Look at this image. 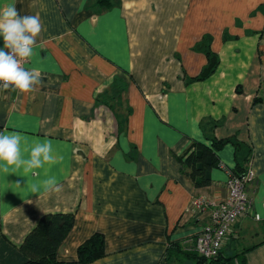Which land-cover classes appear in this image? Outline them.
Here are the masks:
<instances>
[{"label": "crops", "instance_id": "crops-1", "mask_svg": "<svg viewBox=\"0 0 264 264\" xmlns=\"http://www.w3.org/2000/svg\"><path fill=\"white\" fill-rule=\"evenodd\" d=\"M12 0H0V7ZM38 15L42 31L26 68H39L32 92L0 89V131H17L30 147L50 140L62 157L38 176L0 172V235L19 248L41 216L73 213L57 259L77 260L93 234L104 256L87 264H174L171 243L192 250L209 210L221 201L236 166L235 148L217 153L212 184L197 189L179 158L193 142L236 139L250 151L255 174L249 211L225 247L264 264V0H15ZM0 48L3 39L0 37ZM205 80L192 81L207 64ZM115 79L123 92L111 98ZM109 104L111 109L106 106ZM55 176L59 192H33ZM8 257L7 252L0 261Z\"/></svg>", "mask_w": 264, "mask_h": 264}, {"label": "trees", "instance_id": "trees-1", "mask_svg": "<svg viewBox=\"0 0 264 264\" xmlns=\"http://www.w3.org/2000/svg\"><path fill=\"white\" fill-rule=\"evenodd\" d=\"M101 5H109V0H98ZM207 64L201 73L192 81H202L208 78L218 65L215 54L205 50ZM115 91L110 99L118 101L123 92L120 81L115 79ZM255 101L264 102V97H257ZM107 107L109 104L105 103ZM231 143L235 148L236 166L229 174L241 176L250 161L251 151L236 139L211 140L210 146L193 142L186 153L179 158L181 171L191 180L197 189L208 187L212 184L211 171L220 168L221 164L216 153L225 145ZM74 223L73 213H54L40 217L36 225L25 236L19 248L9 244L3 246L4 238L0 235V257L7 252L8 257L1 260L0 264H87L104 256V239L101 234L95 233L77 248V260L64 262L57 259V249L70 232ZM247 250L231 251L225 246L214 258L206 259L192 250L184 249L179 243H171L167 249V260L174 264H247Z\"/></svg>", "mask_w": 264, "mask_h": 264}, {"label": "clouds", "instance_id": "clouds-1", "mask_svg": "<svg viewBox=\"0 0 264 264\" xmlns=\"http://www.w3.org/2000/svg\"><path fill=\"white\" fill-rule=\"evenodd\" d=\"M42 31L38 15H21L15 6V0L0 7V89L10 88L20 93L32 92L41 84L39 68H26L34 55L37 37ZM26 138L17 131H0V172L10 169L21 170L25 174L38 176L37 170L47 165H55L62 159L56 154L50 140L35 141L30 147ZM55 176H47L32 186V191L41 189L45 193L60 191Z\"/></svg>", "mask_w": 264, "mask_h": 264}, {"label": "built area", "instance_id": "built-area-1", "mask_svg": "<svg viewBox=\"0 0 264 264\" xmlns=\"http://www.w3.org/2000/svg\"><path fill=\"white\" fill-rule=\"evenodd\" d=\"M254 179V171L247 167L244 174L239 177L228 174L225 182L228 194L225 199L214 202L197 197L192 201V205L197 211L209 210L208 219L195 238V253L210 259L217 256L225 246L236 221L250 209L248 187Z\"/></svg>", "mask_w": 264, "mask_h": 264}]
</instances>
